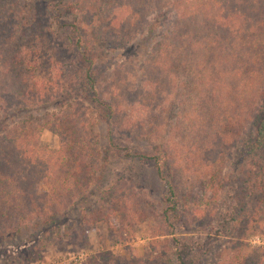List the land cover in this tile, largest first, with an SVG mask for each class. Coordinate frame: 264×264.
<instances>
[{
    "label": "rangeland",
    "instance_id": "rangeland-1",
    "mask_svg": "<svg viewBox=\"0 0 264 264\" xmlns=\"http://www.w3.org/2000/svg\"><path fill=\"white\" fill-rule=\"evenodd\" d=\"M178 1L164 0L161 11L149 12L142 26L141 19L134 18L126 6L114 11L103 8L102 22L93 35H103L109 22L116 31L110 35L114 37L109 41L111 45L104 39L95 43L93 56L102 99L114 106L120 104L121 111L111 126L116 141L133 153L159 155L162 149L166 151L168 158L161 161L160 168L162 176L176 188L177 209L169 211L166 222L163 213L169 206L168 188L156 166L120 158L108 143L109 126L98 121L94 109L86 105L97 124L96 147L101 155L94 182L73 205L61 209L57 227H43L47 212L38 213L25 225L20 221L21 232L13 240L17 225L0 224V233L9 234L8 241L0 237V264H67L69 257L81 253L89 256L83 264H91L96 256H103L106 264H179L181 253H185L187 264H264V215L261 219L260 212L250 213L249 220L241 222L235 207L248 184L245 180L256 177L260 169L264 174V160L252 152L255 125L246 127L238 143L237 139L229 140L222 150L218 139L225 137V132L213 126L210 119L197 123L194 132L198 103L193 109L187 105L186 111L182 110L183 96L179 94L187 83L186 75L176 81L172 75L168 78L151 71L152 64L157 65V45L168 41L175 31L179 16L174 12V3ZM251 1L229 0L239 8ZM76 2L42 0L35 14L31 0H0V54L12 48L2 47L14 25L20 22L27 26L37 15L27 34L15 28L14 43L24 51L30 49L32 61H27L25 67L34 71L32 79L39 89L57 97L55 103L34 111L1 106L0 139L23 123L63 116L65 108L59 95L70 85L76 87L69 70L77 62L76 52L69 45L70 27L66 26L74 22V16L65 13V8ZM257 6L264 11V0H259ZM68 54L74 58L68 60ZM4 74L9 75V70ZM25 75L28 72L21 74L22 79ZM259 84L264 100V73ZM117 86L123 89L121 96L131 102L125 105L123 98L115 94ZM261 106L258 119L264 120V101ZM165 137L169 140L164 141ZM40 141L42 149L60 153L61 140L55 133L44 130ZM262 174L258 175L260 179ZM47 186L44 189L51 193ZM250 186L253 188L254 182ZM112 208L117 211L112 210L106 221L101 220L103 210Z\"/></svg>",
    "mask_w": 264,
    "mask_h": 264
},
{
    "label": "trees",
    "instance_id": "trees-1",
    "mask_svg": "<svg viewBox=\"0 0 264 264\" xmlns=\"http://www.w3.org/2000/svg\"><path fill=\"white\" fill-rule=\"evenodd\" d=\"M31 1L34 2L32 7L36 14L37 5L41 6L42 0ZM131 1L77 0L65 8V13L74 16V22L66 26L70 27L69 45L76 52L77 62L75 66L72 63V69L69 70L76 80V87L70 85L65 93L59 95V100L63 101L64 105L62 108H65L64 114L62 117L52 119L47 117L23 123L22 127L9 130L8 134L5 133L0 139V224L4 227L17 225L11 239L17 238L21 232L19 228L21 220L24 221L21 225H25L28 218L38 213L47 212V220L42 224L43 227L46 229L57 227L56 217L61 209L73 205L75 199L82 197L89 185L94 182L101 155L96 147L97 124L92 121L86 105L94 109L98 121L109 126L111 131L108 143L120 158L146 164L153 163L156 166L158 175L168 188L169 197H166V203L169 206L163 213L166 222L169 211L177 209L176 188L162 176L163 171L160 168L161 161L168 158L166 151L162 149L159 155L133 153L120 145L111 129L113 121L121 111L120 104L114 106L104 101L97 87L93 57L95 43L104 39L111 45L109 41L114 37L110 35L116 34L113 23L109 22L103 35L97 33L95 37L93 36L102 22L103 10L110 8L114 11L116 7L126 6L134 18L141 19L139 26H142L146 15L149 12L151 14L160 12L164 2V0ZM233 4L229 0H224L223 4L219 3V0H180L174 3V12L179 16L175 22V31L171 33L168 41L157 45L154 60L157 65L151 66L156 70L151 71H158L157 73L168 78L172 75L176 81L186 75L187 83L179 94L180 98L183 96L182 110L185 112L187 105L193 109L198 103L196 114L199 117L195 120L194 132L198 128L197 123H206L210 119L213 126L216 125L220 131L228 133V135L222 133L225 137L218 139V145L224 148L222 150L229 145V140L237 139L238 143L246 127L254 124L256 141L251 145L252 152L263 161L264 120L258 119V113L261 103V109L263 108L264 101L259 84L264 73V11L257 6L259 0H252L250 5L246 3L243 8ZM32 18V22L35 23L37 15ZM33 23L25 26L19 22L14 25V30L17 27L27 34L32 31ZM14 30L6 35L2 47L5 49L12 47L11 50H5L0 54V107H23L34 111L35 108H42L44 104L55 103L56 94L41 91L38 83L32 79L34 71L30 72L25 67L27 61L30 63L32 61L29 56L30 49L24 51L20 45L14 43L17 37L13 36ZM5 34L6 32H2L3 36ZM73 58V55L68 56V60ZM6 70L20 82L4 74ZM24 72H28V76L25 75L22 79L21 74ZM116 90L115 94L118 93L120 98H123L125 105L131 102L121 96L123 91L121 87L117 86ZM138 129L143 132L141 127ZM44 130H50L58 135L62 145L60 153H52L41 148L40 136ZM166 140H169V137H165L164 141ZM260 170L258 175L262 174V169ZM258 175L245 180V183H248L245 191L242 192L240 199L236 200L235 207L240 214L237 216L242 217L239 219L241 222L249 220L250 213L255 215L260 212V218L263 219L264 174L261 179ZM252 182L253 188L250 186ZM45 185H48L51 193L44 189ZM112 210L117 211L116 208L103 210L101 220L109 218ZM0 237L8 241L9 234L0 233ZM29 252L28 249L27 256H30ZM184 255L185 253L179 254V264H187ZM91 264L106 263L103 256H96L91 260Z\"/></svg>",
    "mask_w": 264,
    "mask_h": 264
},
{
    "label": "built area",
    "instance_id": "built-area-1",
    "mask_svg": "<svg viewBox=\"0 0 264 264\" xmlns=\"http://www.w3.org/2000/svg\"><path fill=\"white\" fill-rule=\"evenodd\" d=\"M89 256L85 253H81L72 257H69L67 264H83L88 260Z\"/></svg>",
    "mask_w": 264,
    "mask_h": 264
}]
</instances>
